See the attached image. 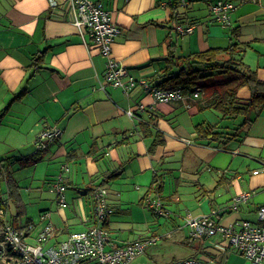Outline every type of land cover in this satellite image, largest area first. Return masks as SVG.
Masks as SVG:
<instances>
[{
  "label": "crops",
  "instance_id": "obj_1",
  "mask_svg": "<svg viewBox=\"0 0 264 264\" xmlns=\"http://www.w3.org/2000/svg\"><path fill=\"white\" fill-rule=\"evenodd\" d=\"M92 1L102 2L121 29L112 53L128 71L124 81L155 86L163 81L170 49L183 57L233 42L245 48L243 63L264 81V0H233L237 8L226 27L210 18L217 0H186L185 6L178 0ZM176 3L179 18L171 21ZM73 19L68 0H0V161L18 189L35 185L26 191L37 190L35 198L44 201L23 225L39 231L38 218L48 213L57 242L84 231L93 225L92 190L103 186L111 210L107 248L149 241L145 253L127 264H250L219 234L192 240L184 219L210 215L224 226L257 222L264 205V108L251 113L232 141L203 139L197 125L226 134L234 128L223 126L220 114L201 110L200 100L158 104L139 85L125 93L106 84L105 57ZM177 26H193V32L179 34ZM237 96L245 100L251 92L242 87ZM53 126L61 137L27 164L38 133ZM115 172L119 176L108 178ZM59 174L65 207L50 190ZM155 177L159 194L151 191ZM1 190L5 195L4 184ZM246 193L235 209L234 199ZM154 197L166 216L144 206ZM8 205L0 210V225L25 212Z\"/></svg>",
  "mask_w": 264,
  "mask_h": 264
},
{
  "label": "built area",
  "instance_id": "obj_2",
  "mask_svg": "<svg viewBox=\"0 0 264 264\" xmlns=\"http://www.w3.org/2000/svg\"><path fill=\"white\" fill-rule=\"evenodd\" d=\"M70 10L74 15L73 24L80 35H88L91 45L96 47L106 59L105 83L114 88H121L130 93L138 85L151 95L155 103L169 104L198 101L208 95L204 86H196L191 91L181 88L162 89L150 85L145 80L135 81L128 76L125 66L114 58L112 47L115 38L120 34V27L112 20L111 14L103 3L92 0H68ZM180 6H185L186 0H178ZM53 8L56 5H52ZM237 8L233 0H217L209 6L211 21L224 27L231 24V14ZM176 31L185 35L193 32V26H177ZM62 135V130L53 126L38 133L35 140L36 151H45L48 145ZM255 173H258L255 172ZM63 175L57 176L50 190L56 194L59 206L65 207L64 192L66 186L62 183ZM108 191L103 186L92 190V221L93 225L84 231L74 232L62 241L55 240V228L48 213L40 215L43 226L34 236V243L27 242L31 236L28 229L18 230L14 225L4 221L1 228L0 260L3 264H127L145 253L148 240L127 242L108 249L110 234L104 227L111 210L107 202ZM249 194H242L234 199V208L246 200ZM144 206L152 212L166 216L158 197L146 199ZM189 229L190 238L212 237L217 234L229 242L233 249L245 257L250 264H264V205L257 210V222L239 221L224 226L217 223L210 215L193 216L187 214L184 219ZM173 264H196L191 260L178 261Z\"/></svg>",
  "mask_w": 264,
  "mask_h": 264
},
{
  "label": "trees",
  "instance_id": "obj_3",
  "mask_svg": "<svg viewBox=\"0 0 264 264\" xmlns=\"http://www.w3.org/2000/svg\"><path fill=\"white\" fill-rule=\"evenodd\" d=\"M179 5L172 6L171 21L179 18ZM174 47V45H171ZM170 46V48H171ZM244 47L233 42L227 48H212L204 52H197L183 57H175L174 51L170 49L166 58V66L162 72L163 81L156 84L162 89L181 88L184 91H191L196 86H206L208 80L214 76H224L220 89L215 90L204 99L198 101L201 110H214L223 119H237L243 117L241 124L234 128V133L226 134L216 131L214 127L197 125L196 131L203 139L216 141L218 143H228L238 136V131L252 121L251 113H258L264 108V81L257 78L256 73L249 69L243 61ZM242 87H248L251 96L248 99H240L237 91ZM41 151H36L27 159V164L31 165L42 156ZM0 161V210L6 211L7 195L8 199L20 200L17 183L12 179L11 173L2 166ZM119 172L112 173L108 178L113 179L119 176ZM155 191H161V183L154 179ZM6 184L7 192L2 194L1 186ZM7 193V194H6ZM21 201V200H20ZM18 203V202H16ZM162 207L164 208L163 204ZM6 219L2 222L4 223ZM7 222V220H6ZM29 223V222H27ZM13 225V224H12ZM106 225V221L104 226ZM29 225L16 227L18 230L28 229ZM2 239V235H1Z\"/></svg>",
  "mask_w": 264,
  "mask_h": 264
},
{
  "label": "rangeland",
  "instance_id": "obj_4",
  "mask_svg": "<svg viewBox=\"0 0 264 264\" xmlns=\"http://www.w3.org/2000/svg\"><path fill=\"white\" fill-rule=\"evenodd\" d=\"M223 79H224V76H214L211 80H208V82L206 84H204V85H206L204 87L207 89L208 95L211 94V92L214 89H216L218 87V85H220V83L223 81ZM213 81L216 82V84ZM211 111L214 113H217L214 110H211ZM223 121H224L223 126L236 128L243 121V117H239L237 119H224ZM29 187H35V185L31 186L28 184V185L22 186V188H21L22 190L19 189L20 191H22V196H23L21 201L19 199L14 201L13 199H8L7 195L4 196V198L7 199V202L9 204L8 207L11 209L12 212H15L16 210H22V207L25 208V212L18 213L19 215L15 218L6 217L7 222L9 224H13L14 227L23 226L26 219L29 217H36V215L39 212L40 203H44V201L38 200V197L35 198V195H37V190L32 189L29 192L26 191V190H28L27 188H29ZM4 191H7L6 184H4ZM46 193H48V192H46ZM16 202H18V203H16ZM19 205H22V206L20 207ZM27 216H29V217H27ZM0 222H1V217H0ZM38 223L40 226H43V222H40L39 218H38ZM1 228H2V225H0V238H1ZM35 229H37V228H34V231L31 233V236L27 238V242L30 244L34 243V236L38 232V230L36 231ZM0 264H3V262H1V260H0Z\"/></svg>",
  "mask_w": 264,
  "mask_h": 264
}]
</instances>
